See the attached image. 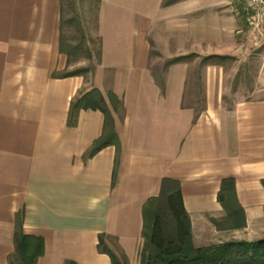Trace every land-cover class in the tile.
Returning a JSON list of instances; mask_svg holds the SVG:
<instances>
[{"label":"crops","instance_id":"obj_1","mask_svg":"<svg viewBox=\"0 0 264 264\" xmlns=\"http://www.w3.org/2000/svg\"><path fill=\"white\" fill-rule=\"evenodd\" d=\"M60 4L0 0V264L19 211L23 233L43 239L36 264H111L100 234L139 264L142 207L163 178L180 184L195 247L264 239V38L244 0H99L97 60L65 77ZM93 88L122 103L109 105L117 152L88 155L102 112L69 120L71 100ZM226 177L243 228L213 222H224Z\"/></svg>","mask_w":264,"mask_h":264},{"label":"trees","instance_id":"obj_2","mask_svg":"<svg viewBox=\"0 0 264 264\" xmlns=\"http://www.w3.org/2000/svg\"><path fill=\"white\" fill-rule=\"evenodd\" d=\"M62 1L59 20V51L66 55L69 64L74 54L63 39ZM209 59V58H208ZM204 60H207L204 59ZM87 69L65 72L62 76L85 74ZM118 110L121 101L111 92L106 97L96 88L71 100L68 117L71 122L79 110H99L104 116L102 134L96 139L88 152L91 156L102 148L113 145L119 151V140L115 132L114 120L109 108ZM116 178V162L112 175V184ZM264 187V180H262ZM225 216L224 222L213 220L216 227L228 229L243 228L245 217L238 204L235 183L232 177L221 180L217 193ZM23 211L15 214L13 234L14 252L9 256L10 264H36L44 252L43 239L26 235L22 230ZM142 238L140 264H264V239L255 242H227L205 247H195L192 242L190 218L184 208L180 184L178 181L163 178L157 196L149 198L142 207ZM106 236L98 235V251L106 253L111 264H128L122 256H117L105 243ZM65 264H75L66 261Z\"/></svg>","mask_w":264,"mask_h":264},{"label":"rangeland","instance_id":"obj_3","mask_svg":"<svg viewBox=\"0 0 264 264\" xmlns=\"http://www.w3.org/2000/svg\"><path fill=\"white\" fill-rule=\"evenodd\" d=\"M98 5L99 0L62 1L63 39L74 50L69 59L68 71L91 68L97 60L98 38L95 29ZM111 248L115 251L113 243Z\"/></svg>","mask_w":264,"mask_h":264},{"label":"built area","instance_id":"obj_4","mask_svg":"<svg viewBox=\"0 0 264 264\" xmlns=\"http://www.w3.org/2000/svg\"><path fill=\"white\" fill-rule=\"evenodd\" d=\"M242 13L253 34L264 38V0H244Z\"/></svg>","mask_w":264,"mask_h":264}]
</instances>
